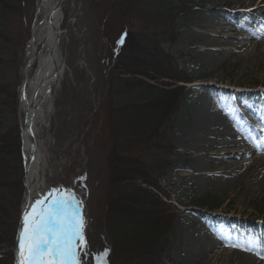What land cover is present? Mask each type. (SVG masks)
Wrapping results in <instances>:
<instances>
[{
    "label": "rangeland",
    "instance_id": "1",
    "mask_svg": "<svg viewBox=\"0 0 264 264\" xmlns=\"http://www.w3.org/2000/svg\"><path fill=\"white\" fill-rule=\"evenodd\" d=\"M36 1L21 0L20 4L13 1L9 5L11 10L0 18V38L3 43L0 84L7 85L10 93L15 92L17 97L15 113L1 114L0 133L14 126H19V130L21 128L19 97ZM174 1L181 5L177 12L178 36L173 45L163 41L161 48L176 57L180 66L190 72L194 82L186 86L187 90L178 104L174 124L166 133L167 141L175 149L170 158L172 166L163 177L175 208L172 232L168 238L169 256L174 264H209L218 256L216 264H221L224 261V250L215 247L204 251L193 247L203 246L205 241L209 242L213 238L230 235L234 241H242L248 246L244 253L251 257L252 264H264V147L254 149V142L244 130H232L234 150L251 154L247 157L239 155L241 157L236 160H249V165L241 167L223 181V176L217 174L206 176L208 182L203 187L199 174L192 171L193 158L197 154L186 151L181 140V133L192 123L193 110L200 105L209 89L207 86L213 79L226 74L221 82L222 87L210 89L216 96H220L223 104L228 103L224 100L232 101V98L243 99L247 104H252V111L245 115V124L257 130L260 141L264 142V133L257 123L258 118L263 116L257 118L253 113L264 108V55L259 63L262 69L258 73L254 70L246 72L242 79L231 86L228 82L233 83L236 67H230L228 60L209 66L205 58L197 53L199 49L193 48L194 26L204 17L227 15L236 19L237 22L224 27L235 29L232 34H237L244 30L239 21L255 27L258 18L264 20V14L254 9L244 11L240 6L223 1ZM109 2L111 0L61 2L63 22L59 28V51L65 72L55 92L54 112L45 134L48 142L45 168L47 192L56 190L54 195L71 192L76 199L82 201L88 255L82 256L81 264H95L94 256L105 248L109 249L107 260L110 264V248L103 227L105 156L108 146L100 111L107 96L108 73L118 50V41L126 31L139 34L146 30V23L140 17L130 18L127 14L120 17L114 12V7H107ZM245 16L247 22L243 21ZM41 47L38 46V52ZM35 66L33 64L30 69L31 77ZM3 99L1 96L0 102ZM262 120L264 121V117ZM212 153V150L208 151L207 155L199 159L204 173H213L218 165L217 158ZM7 206L6 191L0 189V213ZM20 208L21 204L19 210ZM11 216L18 222L19 216L15 210ZM222 246H225L224 243ZM233 262L231 259L230 263Z\"/></svg>",
    "mask_w": 264,
    "mask_h": 264
},
{
    "label": "trees",
    "instance_id": "2",
    "mask_svg": "<svg viewBox=\"0 0 264 264\" xmlns=\"http://www.w3.org/2000/svg\"><path fill=\"white\" fill-rule=\"evenodd\" d=\"M13 1L21 0H0V18ZM109 5L120 17L127 14L146 23L143 33H124L100 111L108 146L103 227L110 264H174L167 247L175 208L163 177L175 149L166 133L194 79L161 43L174 44L181 5L174 0H111ZM1 96L0 122L1 114L15 113L17 107L16 94L7 85L0 84ZM22 179L20 130L14 126L0 133V189L6 191L9 205L0 213V264H13L18 222L11 213L15 210L19 216Z\"/></svg>",
    "mask_w": 264,
    "mask_h": 264
},
{
    "label": "bare ground",
    "instance_id": "3",
    "mask_svg": "<svg viewBox=\"0 0 264 264\" xmlns=\"http://www.w3.org/2000/svg\"><path fill=\"white\" fill-rule=\"evenodd\" d=\"M60 0V18L58 28L63 22L62 6ZM216 3L223 1L240 6V9L249 11L254 9L264 14V0H214ZM52 0H37L35 18L31 30V38L26 48V62L23 70V82L20 89L19 97V122L21 127L22 154L26 166L25 188L26 198L25 210L30 211V205L37 197L47 196L45 168L47 155L46 132L50 126L51 116L54 112V97L60 81L65 72L64 62H62L59 76L56 81L49 83L48 79L51 74V62L46 59L45 55L51 44V32L47 25V19L51 10ZM243 21H248L243 17ZM235 19V18H234ZM237 20L229 18L227 15L210 16L198 20L194 26V49H199L197 53L204 57L206 64L213 66L223 60L229 61L230 67H236L233 75L234 86L240 79L246 75V72L254 70L258 73L262 68L259 66L264 55V20L258 18L255 27H250L239 21L244 27L243 32L232 34L235 29L225 28ZM229 24V25H228ZM231 31V33H228ZM38 46H42L40 52ZM240 52L241 54H237ZM60 54V51H59ZM61 56V54H60ZM63 61V58L61 56ZM35 64V72L31 77L30 69ZM222 75L218 79H213L207 87L206 95L202 102L192 113V123L187 126L186 130L181 133V140L186 146V151H192L197 155L193 158L194 173H198L200 183L206 187L208 178L206 176L220 175L222 181L235 173L241 167L249 165V160L238 162L236 159L247 157L251 154L234 150L235 139L233 140L232 130L241 128L249 135L254 142V149L264 147V142L260 141L259 133L245 124V115L252 111L253 105L247 104L243 99H233L221 103L220 96H216L210 87H222ZM230 104V105H229ZM241 105V106H240ZM255 115L264 117V108ZM263 117L258 118V124L264 133ZM226 121H229L226 122ZM247 129V130H246ZM213 151L212 155L217 158V167L213 173L202 172L199 159L207 155L208 151ZM235 153V154H234ZM238 155V156H237ZM31 158L29 161L28 159ZM194 177V175H190ZM211 181V179H210ZM221 181V182H222ZM23 220V216H22ZM212 237V236H211ZM213 238V237H212ZM209 242L205 241L204 245L193 248L195 250H212L217 247L224 250V261L221 264H252L251 257L245 255L248 246L242 241H234L230 235H223L219 239L213 238ZM250 242V241H249ZM224 243V247L222 246ZM238 245L239 247H231ZM84 254H82L83 256ZM218 256L209 264H216Z\"/></svg>",
    "mask_w": 264,
    "mask_h": 264
},
{
    "label": "snow or ice",
    "instance_id": "4",
    "mask_svg": "<svg viewBox=\"0 0 264 264\" xmlns=\"http://www.w3.org/2000/svg\"><path fill=\"white\" fill-rule=\"evenodd\" d=\"M118 43H123V37ZM55 191L35 198L30 211H24L18 264H81L82 254L88 255L82 201L74 193L54 195ZM108 255L107 248L96 254L95 264H108Z\"/></svg>",
    "mask_w": 264,
    "mask_h": 264
},
{
    "label": "water",
    "instance_id": "5",
    "mask_svg": "<svg viewBox=\"0 0 264 264\" xmlns=\"http://www.w3.org/2000/svg\"><path fill=\"white\" fill-rule=\"evenodd\" d=\"M59 18H60V0H52L51 10H50V13L47 19V25L49 26V29L51 32V44L45 55L46 59H48L52 65L51 74L48 79L49 83L57 80L59 73H60L61 65H62V59L59 54V28H58ZM30 159L31 158H29L28 161ZM26 171L27 169H26L25 161H24V177H23L24 194H23V199L21 203L18 228H17L16 238H15L14 263L13 264H18L17 250L19 248V233H20V228L22 226V216L26 208V204H25V198H26V193H27L26 188H25Z\"/></svg>",
    "mask_w": 264,
    "mask_h": 264
}]
</instances>
